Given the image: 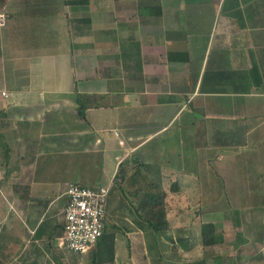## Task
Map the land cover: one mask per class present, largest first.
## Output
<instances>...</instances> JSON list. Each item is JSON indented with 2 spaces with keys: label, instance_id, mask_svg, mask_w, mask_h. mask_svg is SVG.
<instances>
[{
  "label": "crops",
  "instance_id": "1",
  "mask_svg": "<svg viewBox=\"0 0 264 264\" xmlns=\"http://www.w3.org/2000/svg\"><path fill=\"white\" fill-rule=\"evenodd\" d=\"M209 9L221 22L197 17ZM0 14L10 248L22 235L65 247L68 186H109L110 196L121 164L161 185L167 212L241 170L238 145L221 137L235 136L243 110L264 106V0H0ZM215 25L209 68L196 44ZM117 210L136 218L127 197ZM259 254L244 255L264 262Z\"/></svg>",
  "mask_w": 264,
  "mask_h": 264
},
{
  "label": "rangeland",
  "instance_id": "2",
  "mask_svg": "<svg viewBox=\"0 0 264 264\" xmlns=\"http://www.w3.org/2000/svg\"><path fill=\"white\" fill-rule=\"evenodd\" d=\"M196 14L205 20L213 18L215 24L221 22L220 10L213 12L209 9ZM205 29L208 35L201 36L200 43L196 45L203 48V55L207 53L208 67L211 68L218 56V33L216 25L213 29ZM242 116L240 127L233 128L235 136L232 139L221 137L222 143L230 141L238 145L232 149H239L243 157L241 170L231 171L233 177L229 172V186L225 187L213 169L211 173L217 175L210 189L206 187L202 202L194 201L195 197L178 204L181 212H167L170 222L167 232L154 233L146 224L140 227L130 213L119 212L117 207H121L123 197H126L123 192L128 191L117 186L111 189L105 221L108 230L115 229L117 233V260L113 264H188L200 256L207 264H222L223 261L225 264H264L244 255L249 252L252 256L259 252L264 254V106L258 107L255 112L246 108ZM221 147L218 143L212 151L215 164L218 162L217 155L222 153ZM249 156L253 159L244 161ZM245 162L248 166L243 167ZM231 177L234 181L236 179L234 186H230L234 184ZM8 200V197L0 196V264H92L94 247L77 254L66 247L53 250L50 242L33 243L27 235H22L10 248V241L13 240L9 233ZM166 204L169 206V202L166 201ZM207 222L217 226L218 243L213 246L202 244L201 227ZM35 237L39 239L37 234ZM258 245L263 246L254 251L253 247ZM29 252L35 258L29 257ZM196 264H203V261Z\"/></svg>",
  "mask_w": 264,
  "mask_h": 264
},
{
  "label": "trees",
  "instance_id": "3",
  "mask_svg": "<svg viewBox=\"0 0 264 264\" xmlns=\"http://www.w3.org/2000/svg\"><path fill=\"white\" fill-rule=\"evenodd\" d=\"M113 185L130 192V194L127 192L126 194L124 192V194L135 210V219L139 226L146 224L154 233H165L170 229V222L167 218V192L146 172L140 169L129 172L127 167L121 164ZM60 237H64V230H62ZM201 238L204 246L217 244L216 224L213 222L204 223L201 227ZM116 239V230H108V227L105 226L104 233L93 246L91 263L113 264L116 259ZM203 264H206L205 261H203Z\"/></svg>",
  "mask_w": 264,
  "mask_h": 264
},
{
  "label": "built area",
  "instance_id": "4",
  "mask_svg": "<svg viewBox=\"0 0 264 264\" xmlns=\"http://www.w3.org/2000/svg\"><path fill=\"white\" fill-rule=\"evenodd\" d=\"M0 21L4 23L3 14ZM65 193L63 245L77 254L88 252L105 230L109 186L71 183Z\"/></svg>",
  "mask_w": 264,
  "mask_h": 264
}]
</instances>
